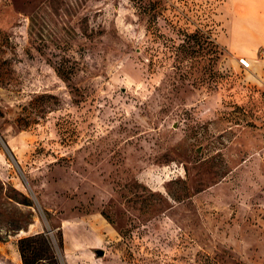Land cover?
Instances as JSON below:
<instances>
[{"label": "rangeland", "instance_id": "obj_1", "mask_svg": "<svg viewBox=\"0 0 264 264\" xmlns=\"http://www.w3.org/2000/svg\"><path fill=\"white\" fill-rule=\"evenodd\" d=\"M230 15L0 0V264L38 232L60 264H264V48Z\"/></svg>", "mask_w": 264, "mask_h": 264}, {"label": "crops", "instance_id": "obj_2", "mask_svg": "<svg viewBox=\"0 0 264 264\" xmlns=\"http://www.w3.org/2000/svg\"><path fill=\"white\" fill-rule=\"evenodd\" d=\"M231 15L229 29L237 34L229 41L233 46L253 49L264 48V0H224ZM252 56L246 52L241 58L245 67L251 65Z\"/></svg>", "mask_w": 264, "mask_h": 264}, {"label": "trees", "instance_id": "obj_3", "mask_svg": "<svg viewBox=\"0 0 264 264\" xmlns=\"http://www.w3.org/2000/svg\"><path fill=\"white\" fill-rule=\"evenodd\" d=\"M60 245L63 246L61 239ZM22 264H60L45 232L23 236L18 240Z\"/></svg>", "mask_w": 264, "mask_h": 264}, {"label": "water", "instance_id": "obj_4", "mask_svg": "<svg viewBox=\"0 0 264 264\" xmlns=\"http://www.w3.org/2000/svg\"><path fill=\"white\" fill-rule=\"evenodd\" d=\"M96 253L98 256H103L104 255V250L103 249H97Z\"/></svg>", "mask_w": 264, "mask_h": 264}, {"label": "bare ground", "instance_id": "obj_5", "mask_svg": "<svg viewBox=\"0 0 264 264\" xmlns=\"http://www.w3.org/2000/svg\"><path fill=\"white\" fill-rule=\"evenodd\" d=\"M262 144V143H261Z\"/></svg>", "mask_w": 264, "mask_h": 264}]
</instances>
